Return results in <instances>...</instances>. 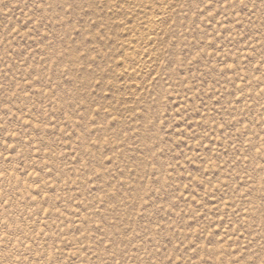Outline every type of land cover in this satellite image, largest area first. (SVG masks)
<instances>
[{
  "label": "rangeland",
  "instance_id": "rangeland-1",
  "mask_svg": "<svg viewBox=\"0 0 264 264\" xmlns=\"http://www.w3.org/2000/svg\"><path fill=\"white\" fill-rule=\"evenodd\" d=\"M0 264H264V0H0Z\"/></svg>",
  "mask_w": 264,
  "mask_h": 264
}]
</instances>
